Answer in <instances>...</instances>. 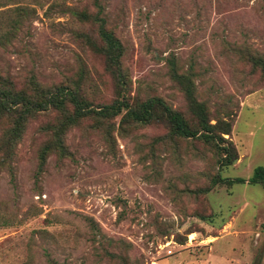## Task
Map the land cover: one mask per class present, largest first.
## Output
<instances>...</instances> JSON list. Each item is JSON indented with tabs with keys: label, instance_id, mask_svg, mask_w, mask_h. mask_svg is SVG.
I'll return each mask as SVG.
<instances>
[{
	"label": "rangeland",
	"instance_id": "obj_1",
	"mask_svg": "<svg viewBox=\"0 0 264 264\" xmlns=\"http://www.w3.org/2000/svg\"><path fill=\"white\" fill-rule=\"evenodd\" d=\"M98 1L122 46L130 97H159L180 110L171 60L176 74L191 75L210 124L231 118L222 138L241 163L219 167L213 149L197 142L174 152L154 145L150 159L148 144L164 131L145 126L121 137L116 118L107 143L91 120L67 130L70 156L49 155L36 174L48 118L37 116L15 144L9 171L0 170V264H264L263 189L217 183L204 193L217 171L247 180L264 166V79L234 53L264 57V0ZM83 10L94 11L90 0H0V76L66 84L82 70L92 107L108 104L102 59L80 37L94 39V28L72 15Z\"/></svg>",
	"mask_w": 264,
	"mask_h": 264
},
{
	"label": "trees",
	"instance_id": "obj_2",
	"mask_svg": "<svg viewBox=\"0 0 264 264\" xmlns=\"http://www.w3.org/2000/svg\"><path fill=\"white\" fill-rule=\"evenodd\" d=\"M90 1L94 8L92 13L86 10L72 11V15L81 23H87L94 28V39L87 34H80V37L85 47L101 57L103 72L111 81L112 100L108 104H99L96 109L92 107L81 87L82 70L76 80L66 84L41 85L33 75L25 78L22 83L15 84L0 76V170L9 171L15 144L22 137L28 121L40 115H47L48 118L39 128L46 139L36 154V174L41 172L49 155H54L57 159L70 156L63 141L67 130L78 127L84 120H91L90 127L96 129L107 143V138L115 129L116 118L117 133L121 137L145 126L157 127L164 131L163 135L156 136L149 142L150 159L154 156V145L163 151L174 152L178 150L180 143L197 142L213 149L219 167L233 164L237 159L236 149L229 140L222 138V135L228 136L231 132V118H228V121L214 118L215 122L210 124L212 119L205 104L197 101L194 96L191 75L176 74L171 60L168 61L169 78L181 95L183 107L180 110L171 108L159 97L152 96L140 100L130 97L129 80L121 66L122 46L112 31L106 28L103 8L99 1ZM16 11L18 15L24 13L22 10ZM234 53L239 56V61L250 62L256 67L259 76L264 79L263 56L254 57L248 51L241 52L236 48ZM232 182L258 185L264 191V166L253 168L247 180L222 179L217 171L204 193L217 183ZM84 221L90 230H95L91 219L84 218ZM106 256L113 258L112 254L107 253ZM47 264L55 263L47 260Z\"/></svg>",
	"mask_w": 264,
	"mask_h": 264
},
{
	"label": "crops",
	"instance_id": "obj_3",
	"mask_svg": "<svg viewBox=\"0 0 264 264\" xmlns=\"http://www.w3.org/2000/svg\"><path fill=\"white\" fill-rule=\"evenodd\" d=\"M240 158H241V156H240ZM239 163H241V159L240 160L238 159V161H236V163L233 165V167H236ZM244 184H246V183H244ZM209 242H210V240H209Z\"/></svg>",
	"mask_w": 264,
	"mask_h": 264
},
{
	"label": "bare ground",
	"instance_id": "obj_4",
	"mask_svg": "<svg viewBox=\"0 0 264 264\" xmlns=\"http://www.w3.org/2000/svg\"><path fill=\"white\" fill-rule=\"evenodd\" d=\"M189 237H190V240H193V235H190Z\"/></svg>",
	"mask_w": 264,
	"mask_h": 264
}]
</instances>
